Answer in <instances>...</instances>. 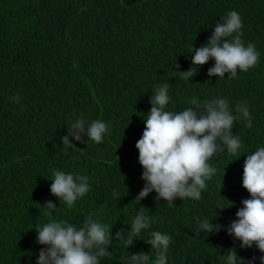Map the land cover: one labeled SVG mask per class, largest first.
<instances>
[{
  "label": "trees",
  "instance_id": "1",
  "mask_svg": "<svg viewBox=\"0 0 264 264\" xmlns=\"http://www.w3.org/2000/svg\"><path fill=\"white\" fill-rule=\"evenodd\" d=\"M233 10L245 46L253 43L259 52L257 64L238 69L237 78L209 77L210 58L189 80L179 78L176 72L192 67V47L206 44ZM163 83L167 111L193 107V98L201 104L223 98L238 117L231 132L240 137V153L225 147L208 161L217 171L199 200L169 204L157 201L155 191L135 200L145 184L135 144L150 97ZM245 101L251 128L236 112ZM78 119L86 128L107 122L102 142L85 130L81 141L69 137L74 146H64L61 137ZM258 147H264V0H0V264H36L47 249L37 243L36 229L53 219L79 229L89 216L111 233L99 264H122L141 252L153 264L156 250L146 242L154 231L171 237L166 264H227L229 249L243 264H261L264 253L255 244L242 248L227 232L250 198L243 165ZM54 170L86 176L89 191L68 207L50 193ZM47 201L56 206L51 216ZM140 211L152 223L127 246ZM205 219L220 230L199 229Z\"/></svg>",
  "mask_w": 264,
  "mask_h": 264
},
{
  "label": "clouds",
  "instance_id": "2",
  "mask_svg": "<svg viewBox=\"0 0 264 264\" xmlns=\"http://www.w3.org/2000/svg\"><path fill=\"white\" fill-rule=\"evenodd\" d=\"M220 19L221 22L215 25L207 43L195 49L192 47L189 52L194 53L192 67L187 71L176 72L179 78L189 80L197 74L196 66L206 64L210 58L215 63L208 69L209 77H224L228 73V78H237L238 69L247 72L257 64L259 52L255 45L248 43L245 46L241 38L243 25L240 14L233 10ZM168 90L169 84L163 83L150 97L152 106L142 136L135 144L139 164L144 169L141 179L145 181L135 198L137 202L153 191L157 194V201L163 199L169 204L176 198L199 200L202 191L206 189V180H210L217 171L208 161L224 151L225 147L232 155L240 153L242 148L240 137L231 132L238 117L232 114L226 99L217 98L201 104L193 98L190 101L193 107L172 112L165 110L169 103ZM11 99L19 102L18 96ZM236 112L247 121L246 127L251 128L252 118L246 101L237 105ZM85 130L88 139L101 143L109 130V124L98 119L86 128L85 121L78 119L67 127V135L61 137L63 145L74 146L69 137L81 141ZM51 180L50 193L68 207L89 191L88 178L83 175L54 170ZM242 186L250 198L241 201L243 207L237 210V219L229 225L227 232L241 242L242 248H250L255 244L264 253V147H258L252 154H247ZM44 206L49 216L56 209L51 201H47ZM151 223V217L140 211L130 225L126 245L131 246L134 238L149 228ZM199 229L206 233L218 232L220 226L205 219L199 223ZM36 231L37 243L47 246L46 250H40L36 264H99L98 258L108 254L106 249L111 240L110 230L91 216L79 229L73 224L53 219ZM116 236L119 238L122 235L117 232ZM146 243L156 250L153 264H166L171 237L154 231ZM238 260L243 264L236 251L229 249L227 264H237ZM148 262L149 253L141 252L122 258V264ZM261 264H264V256L261 257Z\"/></svg>",
  "mask_w": 264,
  "mask_h": 264
}]
</instances>
